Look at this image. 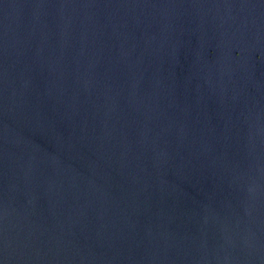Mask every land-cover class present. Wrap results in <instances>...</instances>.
Returning <instances> with one entry per match:
<instances>
[{"label": "water", "instance_id": "water-1", "mask_svg": "<svg viewBox=\"0 0 264 264\" xmlns=\"http://www.w3.org/2000/svg\"><path fill=\"white\" fill-rule=\"evenodd\" d=\"M0 264H264V0H0Z\"/></svg>", "mask_w": 264, "mask_h": 264}]
</instances>
